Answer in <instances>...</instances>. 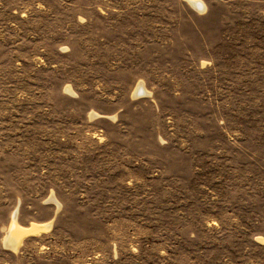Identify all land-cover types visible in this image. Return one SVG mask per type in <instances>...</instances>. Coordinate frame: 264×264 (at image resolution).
Here are the masks:
<instances>
[{"label":"rangeland","instance_id":"374dc122","mask_svg":"<svg viewBox=\"0 0 264 264\" xmlns=\"http://www.w3.org/2000/svg\"><path fill=\"white\" fill-rule=\"evenodd\" d=\"M201 1L0 0V264H264V0Z\"/></svg>","mask_w":264,"mask_h":264},{"label":"bare ground","instance_id":"6f19581e","mask_svg":"<svg viewBox=\"0 0 264 264\" xmlns=\"http://www.w3.org/2000/svg\"><path fill=\"white\" fill-rule=\"evenodd\" d=\"M188 1L193 7L197 8L199 11L204 10L205 5L201 0H188ZM135 93L137 96L150 95V92L146 89L143 82H141L138 85ZM58 206H60V204H58ZM17 213L18 212H15V215L13 216V224H12L11 231L5 239L6 248L11 249V250H17L21 246L24 238L31 236V235L40 234L42 231L50 227V224L47 226L33 224L31 227H28V228L21 227L17 223V215H18Z\"/></svg>","mask_w":264,"mask_h":264}]
</instances>
